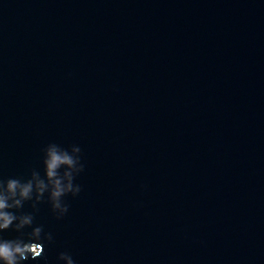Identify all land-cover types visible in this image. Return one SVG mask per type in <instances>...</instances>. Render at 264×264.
<instances>
[{"label":"water","instance_id":"1","mask_svg":"<svg viewBox=\"0 0 264 264\" xmlns=\"http://www.w3.org/2000/svg\"><path fill=\"white\" fill-rule=\"evenodd\" d=\"M48 143V264H264V0H0V178Z\"/></svg>","mask_w":264,"mask_h":264},{"label":"clouds","instance_id":"2","mask_svg":"<svg viewBox=\"0 0 264 264\" xmlns=\"http://www.w3.org/2000/svg\"><path fill=\"white\" fill-rule=\"evenodd\" d=\"M40 170H32L26 178H0V264H29L42 260L48 264L46 249L53 245V234L35 223L38 205L46 203L54 219H62L69 211L66 197L75 198L81 186L75 183L83 172L81 148H61L48 143L41 149ZM25 204L31 211L22 212ZM17 235L6 238L3 234ZM55 264H76L73 255L60 251Z\"/></svg>","mask_w":264,"mask_h":264}]
</instances>
